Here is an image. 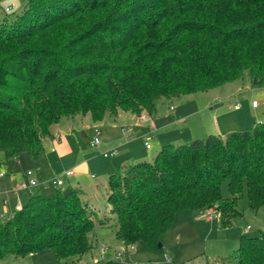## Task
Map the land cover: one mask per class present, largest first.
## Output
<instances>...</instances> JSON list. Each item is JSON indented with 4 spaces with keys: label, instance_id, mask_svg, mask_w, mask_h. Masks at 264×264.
<instances>
[{
    "label": "trees",
    "instance_id": "1",
    "mask_svg": "<svg viewBox=\"0 0 264 264\" xmlns=\"http://www.w3.org/2000/svg\"><path fill=\"white\" fill-rule=\"evenodd\" d=\"M245 73L264 87V0H28L0 22V153L6 162L37 158L63 118L154 116L162 99L209 92ZM109 185L126 247L162 252L182 211L213 209L230 228L243 215L245 189L252 210L264 208V123L163 146L152 162L112 174ZM83 194L68 186L51 199L38 188L0 221V260L51 251L69 264L91 254L96 225ZM230 258L264 264V232L243 235Z\"/></svg>",
    "mask_w": 264,
    "mask_h": 264
},
{
    "label": "rangeland",
    "instance_id": "2",
    "mask_svg": "<svg viewBox=\"0 0 264 264\" xmlns=\"http://www.w3.org/2000/svg\"><path fill=\"white\" fill-rule=\"evenodd\" d=\"M27 1L0 0V22L7 16L11 17L21 14ZM7 8H12V11L6 13ZM9 24L11 23L8 22L5 26ZM253 99L260 103V108L255 111L251 106ZM236 101L241 103V107H235ZM215 106H219V108L213 112L223 114V118H233L234 124L235 122L237 123L235 131L253 128L257 123H264V87H253L250 84L249 74L245 73L242 79L209 92H200L173 99H162L157 106L156 114L153 118L150 116L157 126L155 135L147 136L148 143L153 147L152 150H146L145 148L146 139L144 136L148 132L139 135L135 130L130 144L124 148H119L118 155L109 159L103 157L105 152H103L102 146L92 147V142L95 138L94 134L83 130L82 124H78L76 130L81 138L80 142L84 159L90 161L88 173L84 175L81 182L86 194H83L80 200L83 204L89 206L96 226L91 234V240L94 243L92 253L85 256L81 261H74L69 264L91 263L92 255L95 254L97 256L99 250L103 247H108L112 256L118 251L127 250L126 246L116 236L118 219L111 212V206L108 201L110 176L114 173H122L126 163L152 162L163 146L174 145L177 147L190 144L194 140L206 139L210 134L199 132V121L201 118L208 116L211 112L209 110ZM231 106H233V110L230 109ZM201 110L203 111L201 112ZM195 111L200 112L195 115L191 114L192 116L187 118L186 122H175L180 116L189 115ZM146 114L143 113V115ZM223 118L222 121L224 120ZM125 123L124 120L118 121L116 127H112L114 128L112 129L114 137L120 135L124 138L121 126H124ZM111 124L109 123L108 125L110 128ZM100 132L102 144L105 141H110L109 135L106 134V129L100 128ZM226 133L227 131L223 132L222 135ZM227 135L223 137L225 138ZM50 149L51 145H49V142L44 143V151L39 156L40 158L42 157V162L48 160L47 156L50 153ZM22 156H29V154L22 153ZM2 159H4V154L0 153V160ZM71 164L69 161L63 162L57 168L55 167L54 173L44 170L42 178L48 179L49 176L53 175L61 176L72 170L70 168ZM12 166L15 165L10 161L3 164L2 167L3 171L8 175L5 179H0V221L2 222L8 221L10 216L15 215L18 211L11 207L12 201L10 202L7 196H1L4 190L14 196L17 195L14 192L17 185L11 186L8 181L14 175L11 170ZM24 170L36 172L38 166H26ZM0 171L2 170L0 169ZM92 175H95L96 178H92ZM64 181L66 184L62 188L50 186L41 188V191L44 196L53 199L59 189L69 186L67 179L64 178ZM72 181L73 185H77L78 181L76 178ZM3 183L6 184L5 187L2 186ZM222 192L225 198L231 197L228 182L223 183ZM18 196L22 197L23 205H25L29 201L30 194L21 193ZM238 209L243 215L235 219L233 226L230 228L223 227L220 223V215L217 212V218L213 220V223L205 224L206 212H203L202 222L197 223L195 220L196 215H201V211H182L184 213L180 215L178 213L173 226L162 239V252L152 251L144 243H138L135 245V251L129 249V254L122 259V262L126 264H167L165 259L169 257L171 258V263L168 264H233V260L230 257L236 254L240 238L243 235L260 237L261 232H264V208L259 212L252 210L246 189L238 201ZM102 220H107L105 225L100 223ZM248 227L251 230L245 234L244 231ZM0 264H58V261L53 252L45 251L24 258L9 255L5 259L0 260Z\"/></svg>",
    "mask_w": 264,
    "mask_h": 264
},
{
    "label": "crops",
    "instance_id": "3",
    "mask_svg": "<svg viewBox=\"0 0 264 264\" xmlns=\"http://www.w3.org/2000/svg\"><path fill=\"white\" fill-rule=\"evenodd\" d=\"M253 100H255V99H253ZM171 108H173V107H171ZM218 108H219V106L212 107L209 110V111H211L210 114L208 116H206L205 118L200 119V121H199V126H200L199 132L200 133L210 134V135L211 134L220 135L223 137V136L229 134L230 132L235 131V129L237 128V123L235 122V124H234V121L232 120L233 118H230V117L229 118H223L224 117L223 114L218 113V112H213V111H216L215 109H218ZM259 108H260V105L257 109H254L252 107V109L254 111L258 110ZM230 109L233 110L232 106L230 107ZM202 111L203 110H201V112ZM198 112H200V111H195L193 113H190L189 115L180 116L179 119L175 120V122L176 123L186 122L187 118L191 117L192 115H195ZM79 117H82V118H79ZM151 117L153 118V116H151ZM222 118L224 119L223 121H222ZM122 120H124L126 122L124 126H121V132L124 135V138H122L120 135L114 137L113 132H112L113 131L112 129H114V128H112V127H116V123L118 121H122ZM137 121L138 120H137L135 115L130 114V113H123V112H120L118 118L115 120L112 119V117L107 116L104 121L99 122V123H95L92 120L90 115H86V116H80L79 115V116H75V117L63 118L60 121V123H58L57 125H55L52 128L51 137L47 138L44 141V143L49 142V145H51L50 153L47 156L48 162L47 161L42 162V160H41L42 157L41 158L40 157L34 158L30 155L29 156H22V154H21L15 160H11V163L13 162V165H15V166L11 167V170L14 173V175H13L14 177L13 176L10 177V180H8V181H9L11 186H13L14 184L17 185L18 183H20L22 181L24 175L27 172L24 170V167H26V166L31 167V165H37L38 170L34 173L36 175L42 177L43 176L42 172L44 170L45 171L47 170L49 173L50 172L54 173L55 167L57 168V166L61 165L63 162L69 161L70 163H72L70 168L75 172V175L72 177H69V178H66V177H64V178L67 179V183L69 186L80 188L84 192V194H86L85 190L82 187L81 182L83 180L84 175H86L88 173L90 161L87 159H84V155H83V152L81 149L82 148L81 142H80L81 138L78 135L79 132L76 130V127L78 126V124L81 123L82 129L85 131H88L90 133H93L94 136H95V129L96 128H98L99 130H100V128L106 129V134L109 135L110 141H105V142H103V144L101 143L100 146H102L103 152H108V151L113 150V149H116L118 151L119 148H124V147L128 146V144H130V142H131V139H132L131 137H133L135 130L137 131L136 132L137 134L139 133V135L149 132V128L147 126H145V125L139 126V125H137V123H138ZM109 123H112L111 128H110V126H108ZM130 125H132V126L130 127ZM123 128H129L128 133H124L122 130ZM226 131H227V133L225 135H222L223 132L225 133ZM122 139H124V140H122ZM145 148H146V146H145ZM152 148H151V150H152ZM117 155H118V153H117ZM9 162H5V158L0 160V169L3 171V169H2L3 164L9 163ZM41 164H43V165H41ZM126 165H127V163L124 165V167ZM6 177L0 178V179H5ZM51 177H55V176L54 175L49 176L48 178H51ZM75 178L78 181L77 185H73L71 183V182H73L72 180ZM65 184L66 183L64 181V186H65ZM2 186L5 187L6 184L3 183ZM35 192H36V190H35ZM23 193H25V192H22V194ZM1 194H2L1 196H7V198L10 199V202L12 201L11 207L14 210H19L22 208V206H24L23 205L24 202L22 201V197L18 196L21 193L14 196L10 192H7V190H4V192ZM199 211H201V215H196L195 220L197 223L202 222L201 218L203 217V212L207 213V214H205V224L213 223V220L212 221L208 220L210 210L201 209ZM184 212H180L179 215L181 213H184ZM244 233L247 234L246 230L244 231ZM94 256H95V254L92 255V257H94Z\"/></svg>",
    "mask_w": 264,
    "mask_h": 264
},
{
    "label": "built area",
    "instance_id": "4",
    "mask_svg": "<svg viewBox=\"0 0 264 264\" xmlns=\"http://www.w3.org/2000/svg\"><path fill=\"white\" fill-rule=\"evenodd\" d=\"M12 8H7L6 13L11 12ZM260 103L257 100L252 101V107L254 109H257L259 107ZM236 108L241 107V103H236ZM233 108V106H232ZM173 109V108H171ZM138 123L137 125H145L149 128V132L144 136L146 139V149L151 150L152 146L148 143L147 136H153L155 135L157 131V126L154 122V120L149 115H143L137 119ZM124 133H128L129 128H123L122 129ZM101 132L98 128L95 129V138L92 142V147H99L101 145L100 141ZM118 151L116 149L110 150L108 152L103 153V157L106 159H109L111 157H115L117 155ZM75 175V172L73 170H69L66 173H64L61 176H55L48 179H43L42 177L36 175L34 171H27L24 175L22 181L17 184L14 192L16 194L25 192L28 194H33L35 190L38 188H47L50 186H55L57 188H62L64 186V177L69 178ZM7 174L4 171L0 172V178L6 177ZM96 176L93 175L92 178H95ZM14 215L10 216L9 220L13 219ZM217 218L216 211L213 209H210L208 220L212 221ZM251 228L248 227L246 229V233ZM136 244L130 245L125 251H118L114 254V256L111 255V251L108 247H103L99 250L98 255L93 257L91 263H84V264H107L108 262L114 260V261H122L124 257H126L129 254V249L135 251L136 250ZM166 263H171V258L166 257L165 259Z\"/></svg>",
    "mask_w": 264,
    "mask_h": 264
},
{
    "label": "water",
    "instance_id": "5",
    "mask_svg": "<svg viewBox=\"0 0 264 264\" xmlns=\"http://www.w3.org/2000/svg\"><path fill=\"white\" fill-rule=\"evenodd\" d=\"M162 247V243L160 244V248Z\"/></svg>",
    "mask_w": 264,
    "mask_h": 264
}]
</instances>
